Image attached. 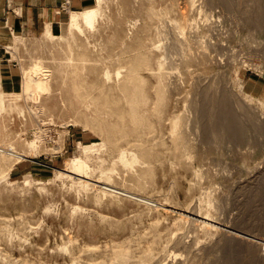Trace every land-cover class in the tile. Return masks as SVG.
I'll return each mask as SVG.
<instances>
[{
    "label": "rangeland",
    "instance_id": "374dc122",
    "mask_svg": "<svg viewBox=\"0 0 264 264\" xmlns=\"http://www.w3.org/2000/svg\"><path fill=\"white\" fill-rule=\"evenodd\" d=\"M65 1L54 39L20 37L9 49L19 76L8 80L18 79L19 90L0 94V145L25 157L0 155V264H112L122 252L142 264L146 245L161 255L179 235L194 248L175 247L173 264H264L256 243H264V0H105L95 28L74 39L65 29L71 13L97 0ZM138 53L152 70L130 80ZM42 57L54 74L62 64L66 81L26 94L23 73ZM86 66L99 67L98 77ZM74 77L85 104L69 87ZM123 84L134 94L133 125L116 110L119 103L128 117ZM102 91L106 102H89ZM176 117L183 129L197 120L184 144L172 135ZM125 126L135 131L124 135ZM122 152L140 161L124 166ZM80 157L90 167L87 189L60 174ZM98 181L153 205L104 196ZM192 211L220 229L191 223ZM225 228L253 242L227 240Z\"/></svg>",
    "mask_w": 264,
    "mask_h": 264
},
{
    "label": "bare ground",
    "instance_id": "6f19581e",
    "mask_svg": "<svg viewBox=\"0 0 264 264\" xmlns=\"http://www.w3.org/2000/svg\"><path fill=\"white\" fill-rule=\"evenodd\" d=\"M104 1L105 0H97V4L92 6V7L85 8L84 10H82L80 12H72L70 17H69L68 24L65 27L66 32L68 33V35H71V37L74 39L75 32H77V33L79 32V34H80V33H84L86 29H89V30L90 29H94L99 17L101 16V14L103 12V3H104ZM183 1H184L185 4H187L189 2V0H183ZM189 24H190L189 20L186 19V26L185 27L187 28ZM185 27L178 26V29H180V31L176 30V34H174V38H175L176 44L178 46H183L184 44L187 43V35H186L185 32H183ZM189 29L191 31H193V29H195V25L194 24L190 25ZM44 35H45V37L48 40L54 39V36L52 35V31H51L50 27L47 29V31H46V33ZM85 65L86 64L82 63L81 67H79V68L85 69V68H83V66L85 67ZM61 66H62V64L59 65V71H56L55 74H54L50 69H47L45 67V63H44L43 57L33 60L32 63L30 64L29 68L26 69L24 71V73H23L24 74L23 75L24 76V85H23V87H24L25 93L29 94L32 88H35L37 90V92H39V93L40 92H44V91L48 90L49 89V85H51L53 82L55 83V81L56 82L59 81V82H62V84H64V82L66 81L65 79L67 77H65L62 74V72L60 70ZM158 66H159V70H161L163 64L161 62H159ZM150 67L151 66H150L149 55H146L144 53H138V55L136 57H134V61L131 63V65L128 68L127 77L130 80L131 79H135L137 77V75H138L137 71H139V70L151 71L152 68H150ZM89 68H90V72H88V73H92L93 72L98 77L99 71H100L98 69L99 67H97V66L87 67L86 66V69H89ZM119 74H120V72L118 73V75ZM106 78H108V79L110 78V75L108 73L106 74ZM72 81L73 82L70 83L69 87L74 91L75 95H77V97L80 100V102L85 104L87 97H84L85 95L82 96V93L80 92L81 84L79 82V79H76V77H74V78H72ZM91 81H92V83L89 84L90 86H89V89H88L89 92H91V90L94 87H96V84L93 82V79ZM120 88L122 89V91L126 95H128V103L130 104V111L127 112V114H128V117H127L126 111H122V107L119 105V103H116V110L121 111L118 114V118H120L121 122L125 121L126 118H129V122L133 125V124H135V122H137L139 120V118L137 116L136 106H135V104L133 102V99H132V96L134 95L133 91H132V89L130 87L126 86V84L125 85L124 84L121 85ZM104 91H106V90H104ZM105 93L106 92L102 91L101 92V97L99 99H96V98L92 97L93 99L90 100L89 102L90 103H99V102H101V104L103 102H106L107 98H106V94ZM117 102H119V100H117ZM120 107H121V109H120ZM195 108H196V111L198 112L199 108L198 107H194V109ZM197 112H196V117H197V115H199ZM180 119H181L180 117L179 118L176 117L172 121V127H173V130H172L173 134L172 135H176L178 140L180 141L179 143L184 144V143H186L185 139L188 138L187 137V135H188L187 132H188L189 129H191V123L192 122L189 123L190 125L188 124L190 126V128H187V127H184V129L182 127L178 128V124L180 123ZM196 123H197V120H194V123H192V125H194V127L192 126L191 130L194 131V132L197 131ZM125 128L126 129H124L123 133H124V135H127V136H130L131 132L135 131V130H131V128L128 127V126H125ZM233 129H235V128H233ZM36 144H38V143L35 142V141L32 142V145H36ZM83 149H84L85 153H87L88 151H95L96 150L95 146H90V147H86L85 146V147H83ZM0 155H1V157L6 158L7 160H10V159H13V158H16V159L20 160V159H23L25 157L24 154H20V153L16 152L14 147L10 146V147L7 148V147L2 146V145H0ZM119 160H120V162L122 164H124V166H133V164H136V163H138L140 161V158L137 155L130 154V156H129L128 153L122 152L119 155ZM260 168L261 167H257L254 170L255 172L254 171H252V172H254V174L255 173H259L260 172ZM89 169H90V167H89L87 161L84 158L80 157V158H75V159L71 160L69 167L66 170H64V171H60V174L66 176V177L67 176L68 177H72L75 181L77 180L78 183H80L79 185H81L84 189H87V188H89L91 186L89 181H87V180L90 179L89 178V176H90L89 175L90 174L89 173ZM257 176H258V174H257ZM106 179L109 180L110 178L107 177ZM253 179H254V177H253ZM98 183H99L98 187L100 188L101 193L104 196H107V195H110V196H123V197H126V198H130L132 200H135V201H140V202H143V203H146V204L153 205L152 201H150L148 199H145V198H142V197H138V195L136 196V195H134V194H132V193L126 191V190H122V189H119V188H117L115 186H112L109 181H105V182L98 181ZM188 218H189L190 222L192 220V221H195V223H196V221L203 223L204 224L203 227H205L207 229H209V228H215L216 230L220 229V227L217 226V224H219V223H217V221H215V223H213L212 222L213 220H211L207 216L206 217L205 216L201 217L200 213L197 212V211H192V216L188 217ZM191 223H194V222H191ZM222 236L225 239L228 238L227 240L230 239V241L232 240L234 242H240V243H246V244H249V243L253 242V240L250 239L249 235L247 236V235H244V234H242V233H240L238 231H234V230H230V229H226V228L223 230ZM194 240H196V238ZM256 243L258 244V246H260V245L264 246V243H261V242L260 243L256 242ZM177 246H178V248L179 247L182 248L184 250V252L185 251H190L191 249L194 248V242L186 240V237L184 235H181V236L179 235V237L176 238L174 245H172V246L169 245L166 248L165 252L163 254H161V255H157L156 254L155 251H156L157 248H155L153 245H149V246L146 245L145 249H143V251H142L143 256L141 257V261L139 263H142V264H173L170 261L171 258H172V260L174 259L176 261L177 259H179V257H181V256H179L180 254H176L175 253L176 251L175 252L173 251V249L175 247H177ZM257 258H259L260 260H264V253L263 252L262 253H258ZM176 263H178V262H176ZM112 264H138V263H135L134 260L133 261L131 260V256H130V254L128 252L127 253L122 252L120 255L115 257V260L113 261Z\"/></svg>",
    "mask_w": 264,
    "mask_h": 264
},
{
    "label": "crops",
    "instance_id": "0c3cea01",
    "mask_svg": "<svg viewBox=\"0 0 264 264\" xmlns=\"http://www.w3.org/2000/svg\"><path fill=\"white\" fill-rule=\"evenodd\" d=\"M65 0H0V93L11 95L17 92V80L9 84V78L19 76V72L10 67V47L20 37H41L50 27L57 29L62 23V8ZM80 4L72 0V7Z\"/></svg>",
    "mask_w": 264,
    "mask_h": 264
},
{
    "label": "built area",
    "instance_id": "2783aa9c",
    "mask_svg": "<svg viewBox=\"0 0 264 264\" xmlns=\"http://www.w3.org/2000/svg\"><path fill=\"white\" fill-rule=\"evenodd\" d=\"M68 1H65V5L67 4Z\"/></svg>",
    "mask_w": 264,
    "mask_h": 264
}]
</instances>
